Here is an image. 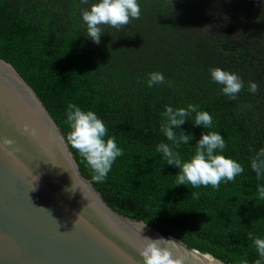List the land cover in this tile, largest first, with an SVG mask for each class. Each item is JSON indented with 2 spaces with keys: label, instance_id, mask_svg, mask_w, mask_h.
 <instances>
[{
  "label": "trees",
  "instance_id": "trees-1",
  "mask_svg": "<svg viewBox=\"0 0 264 264\" xmlns=\"http://www.w3.org/2000/svg\"><path fill=\"white\" fill-rule=\"evenodd\" d=\"M95 2L0 0V57L34 87L65 137L70 102L103 120L123 150L104 182L92 180L69 146L113 208L225 264H254L258 253L247 233L264 238V200L257 194L264 179L250 166L264 148V0H218L211 29L202 26L194 2L138 0L140 18L121 30L103 25L99 44L87 37L81 14ZM215 67L243 80L236 100L212 81ZM151 72L162 73L166 83L148 87ZM250 81L258 83L257 93L249 92ZM189 104L209 112L213 127L194 126L190 116L175 131L194 138L174 150L188 159L201 133L216 131L226 141L222 154L244 168L219 189L175 186L179 168L156 152L161 142L172 143L160 131L165 107Z\"/></svg>",
  "mask_w": 264,
  "mask_h": 264
},
{
  "label": "water",
  "instance_id": "water-1",
  "mask_svg": "<svg viewBox=\"0 0 264 264\" xmlns=\"http://www.w3.org/2000/svg\"><path fill=\"white\" fill-rule=\"evenodd\" d=\"M145 237L170 240L185 264H225L113 208L34 87L0 57V264H142Z\"/></svg>",
  "mask_w": 264,
  "mask_h": 264
},
{
  "label": "clouds",
  "instance_id": "clouds-1",
  "mask_svg": "<svg viewBox=\"0 0 264 264\" xmlns=\"http://www.w3.org/2000/svg\"><path fill=\"white\" fill-rule=\"evenodd\" d=\"M81 3L88 4V0H81ZM81 14L86 25L87 37L99 44L104 34L103 25L121 30L131 20L140 18L141 9L138 0H96L89 8L82 9ZM209 71L212 81L222 86V94L230 100H236L244 88L241 77L220 67L211 68ZM164 83L166 81L162 73L148 74V87ZM168 83L171 86V83ZM248 90L251 93H257L258 83L250 81ZM65 115V123L68 126L66 133L68 143L79 153L82 161L91 170L92 180L96 183L104 182L113 163L123 155V150L118 147L115 137L108 135L106 125L94 111L82 110L78 105L70 102ZM190 116H192L191 121L194 126H203L205 129L213 127L211 114L199 110V106L195 104H189L187 108L176 109L166 106L161 113L160 131L167 141L172 143L161 142L156 146V152L161 155L167 165L179 168L175 176V186L190 185L192 188L211 186L219 189L222 181H235L237 176L243 174L244 168L236 160L222 154L227 145L219 132L201 133V138L195 144L194 153L188 159H183L180 153L174 150L181 144H189V141L194 138L191 134H185L182 131L177 135L175 131L188 121ZM24 131H29L27 126ZM31 134L35 135V132ZM11 143L13 142L10 140L3 141L5 146ZM250 166L256 173L258 181L264 179V148L255 152ZM257 194L259 199L264 200V185H258ZM191 196L198 197L199 193L192 192ZM78 219H80L79 215ZM143 239L145 242L139 249L142 264H185L186 257L174 252L169 246L170 240L146 237ZM247 239L252 242V247L258 253L254 264H264V238L249 232Z\"/></svg>",
  "mask_w": 264,
  "mask_h": 264
},
{
  "label": "rangeland",
  "instance_id": "rangeland-1",
  "mask_svg": "<svg viewBox=\"0 0 264 264\" xmlns=\"http://www.w3.org/2000/svg\"><path fill=\"white\" fill-rule=\"evenodd\" d=\"M185 0H172L176 7L182 5ZM196 3L200 8L201 24L205 29H211L215 25L218 0H187Z\"/></svg>",
  "mask_w": 264,
  "mask_h": 264
}]
</instances>
